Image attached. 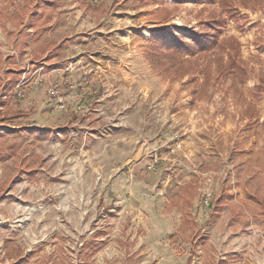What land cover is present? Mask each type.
Masks as SVG:
<instances>
[{"label":"rangeland","instance_id":"obj_1","mask_svg":"<svg viewBox=\"0 0 264 264\" xmlns=\"http://www.w3.org/2000/svg\"><path fill=\"white\" fill-rule=\"evenodd\" d=\"M48 1L50 25L44 30L49 29L47 38L52 42L44 45L32 39L18 49L0 42L7 63L0 67V112L8 107L20 110L9 97L11 87L20 79L23 63L31 69L21 99L28 103L24 115L0 120V140L15 148L10 154L0 153V264H79L70 257L75 255L70 247H79L78 242L83 264H188L187 260L191 264L198 250L202 264H237L241 255L235 248L243 250L245 264L251 259L264 264V224L242 205L244 187L264 190V131L243 137L245 120H239L241 105L227 89L229 81L214 88L210 98L190 103L182 86L186 76L168 79L152 70L140 45L150 36L171 42L170 33L161 34L153 24L159 4ZM162 2L173 9L171 27L182 33L196 25L198 16L217 8L215 0ZM75 8L80 11L74 12ZM201 9L206 11L200 13ZM241 12L246 16L241 28L229 21L224 33L238 38L241 56L251 68L243 85L248 94L264 68V49L254 43L257 36H264V11L242 8ZM1 31L12 33L0 29V35ZM10 48L15 55L8 56ZM68 65L72 70L65 73L79 79L87 71L89 79L81 100L76 90L62 87L67 109L61 110L45 85L35 82L34 71L59 79L54 70ZM102 90L104 96L96 100ZM6 93L5 106L1 95ZM257 107L262 120L264 98ZM155 156L159 160L149 169ZM190 182L194 183L192 223L179 231L176 196ZM223 190L243 206L238 217L232 215L237 209L230 199L221 209L215 202L212 207ZM110 199L123 201L131 211H143L144 248L135 250L139 233L133 231L135 239L128 231L117 239L124 250L96 263L101 245L97 239L103 230L92 229L100 210L111 207ZM51 237L61 243L48 247ZM7 240L20 248L18 257L6 256Z\"/></svg>","mask_w":264,"mask_h":264},{"label":"trees","instance_id":"obj_2","mask_svg":"<svg viewBox=\"0 0 264 264\" xmlns=\"http://www.w3.org/2000/svg\"><path fill=\"white\" fill-rule=\"evenodd\" d=\"M147 1L160 5L155 9L153 24L161 28V34L167 32L171 36V42L150 36L140 45L142 55L152 70L168 79L181 80L186 76L182 86L190 94V103L210 98L213 89L228 80L227 89L231 92L235 102L241 105L239 120H245L240 129L243 137L258 136L264 131V117L260 120L261 114L257 107V102L264 98V68L261 69L253 87L247 91L248 94H245L243 85L249 77L251 68L241 56L238 38L224 33L229 21L241 28L239 26L246 17L241 12L242 8L264 11V0H215L217 8L198 16L196 25L188 33L179 32L171 27L173 9L163 5L162 0ZM7 8L8 3L0 7V27L6 18L14 24L21 19L18 12H13L8 16ZM203 11L206 10L201 9L200 13ZM49 18V11H46L36 18L37 23L34 25L39 29ZM262 28L264 29V26ZM254 43L264 49V36H257ZM22 115H24L22 110L8 107L0 112V120L18 118ZM3 146L6 145L0 140V153L5 151L10 154L15 151L11 145H7L5 150ZM193 189V182L184 183L180 193L176 196L175 204L182 213L179 231H185L192 223L190 209ZM184 195L187 197L183 200ZM242 196L244 198L242 205L245 209L264 224V190L244 187ZM226 199H230L233 207L237 209L235 213L232 212L233 216L238 217L242 214L243 206L237 204L227 190H223L218 197L213 199L212 207L215 202V207L221 209ZM4 250L6 256L10 258L18 257L20 253V248L8 240L4 242ZM187 263L189 264V260Z\"/></svg>","mask_w":264,"mask_h":264},{"label":"built area","instance_id":"obj_3","mask_svg":"<svg viewBox=\"0 0 264 264\" xmlns=\"http://www.w3.org/2000/svg\"><path fill=\"white\" fill-rule=\"evenodd\" d=\"M4 47L0 46V49L2 50ZM10 54L8 56H12L16 54L15 49L10 48L8 49ZM26 58H28V54H26ZM28 61L25 60L24 62ZM41 66L39 67V70L43 68L44 62L41 61ZM71 66V64H70ZM69 65L63 69H55L57 73H59V79H55L50 77L49 75H42L40 76V71L35 70V82H42L45 85V90L47 95L49 96L50 100L53 101V104L55 107L61 109V110H66V104H65V99L64 95L62 94L63 91V86H65L68 90L74 91L76 90L77 93V98L78 100H81L84 96V88L85 84H87V81L89 79V73L87 71H83L80 78L76 79L72 77V75L65 73L67 70L70 71L72 70V67ZM21 69V77L20 79L14 84V86L11 87V92L9 97L13 102H18L21 99H24L27 93V90L25 88V84L28 82V78H26V75L31 73L30 65L29 63H23ZM1 94V92H0ZM105 94V91L102 90L100 94L96 96V100H100ZM1 97L4 99L8 97V94H2ZM1 126L3 124H0ZM177 134H174L173 137L177 138ZM177 145H180V141L177 143ZM158 158L155 156V159L153 160L152 163H148L147 167L149 169H154L156 162H158ZM209 194H206V197L204 198V203L206 205L209 204L210 197L208 196ZM96 222H95V227L92 229V232L95 231H100L103 230V234L98 237L97 242L100 243V249L96 253L97 260L96 263H100L104 257H108L109 255L114 252V251H121L124 250L121 245L118 243L117 239L120 238L122 239L124 234L126 235L128 231H131L133 233V237L135 238V234L139 233L137 235L136 243L137 247L139 248L143 244V231L141 230L144 229V224H143V215L139 213H133L129 208H125L124 205H122L121 201L116 199L115 201L112 202L111 207H109L106 211H104V208L100 210L98 215L96 216ZM140 228V229H139ZM135 231V234L134 232ZM254 235H260L259 231L254 230ZM60 242V241H58ZM56 238H52L51 240H48L47 246L49 247L51 244L54 246L59 245ZM79 247H70L72 251L75 253V255H71L70 257H73L75 262H78L79 264H83L81 260V247H82V242L76 243ZM135 247V248H137ZM199 245L196 246L198 248ZM137 250V249H135ZM233 251L238 253L237 255H241V258L236 262L237 264H245L246 259L244 257V254H242L243 250L237 251V249H233ZM201 250L197 251V255L193 257L191 260V264H202L200 259H199V253ZM227 257L225 255L221 256L222 260H225ZM249 264H258L257 261H254L251 259Z\"/></svg>","mask_w":264,"mask_h":264},{"label":"crops","instance_id":"obj_4","mask_svg":"<svg viewBox=\"0 0 264 264\" xmlns=\"http://www.w3.org/2000/svg\"><path fill=\"white\" fill-rule=\"evenodd\" d=\"M6 3H8V8H7L8 14L7 15L9 16L13 12H18L21 15V19L17 24L11 23L8 20V18H6L2 22L0 29H2V30L3 29H10L12 31V33H11V35L8 36L5 34V32L2 33V31H1V35H0V42L1 43H5L7 45H16V48L18 49L21 46L20 43H23V42L29 43L30 41H32V39L35 40V43L41 41L40 43L44 44V45L52 42V39L47 38V36H48L47 31H49V29L44 30L45 28L49 27L50 19H48V21L46 23H44L40 26L39 29H42L41 34H40V32H37L38 28L36 26L34 27V24H32V20L36 19L39 15H42L46 11H50V9H51L50 5L51 4L48 0H0V7L5 5ZM73 5H76V3H73ZM73 11L78 13L80 10L78 8H75ZM34 29H36V31ZM35 32L37 33L36 35H35ZM3 64H7V63L3 61V58L1 57V54H0V67ZM8 70L12 71L11 67H8ZM1 102L5 105L3 98H1ZM24 102H25V100H20V101H18V104H17L18 109L22 110L23 112H24V110H27V106H28L27 105L28 103H24ZM2 108H3V106H2ZM112 199H114V198H112ZM112 199H110L108 201V205L111 204ZM121 203L124 205L123 201ZM124 207H125V205H124ZM132 212L133 213H139L140 215L141 214L143 215V211L140 208L137 211H135V212L132 211ZM180 215H181V217H180ZM164 219H166V218H164ZM180 219L182 221V213L179 214L177 219H176L175 228H177V229L180 226V224L182 223V222H180ZM143 224H144V229H142V227H141V230L143 231V235H144L143 239L145 240V234L147 231V227H146V221H144V215H143ZM97 233H101V232H97ZM95 238H97V236ZM143 248H144V242L139 247V249H137V251L142 252ZM35 250H36V248L34 247L32 249V251H35ZM32 251H30V252H32ZM34 259L35 258L30 259V261H32ZM51 263H53V261H51Z\"/></svg>","mask_w":264,"mask_h":264}]
</instances>
